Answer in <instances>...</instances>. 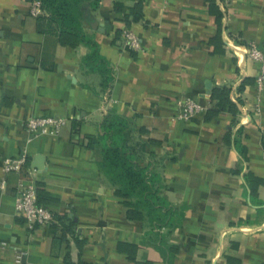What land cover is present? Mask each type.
I'll list each match as a JSON object with an SVG mask.
<instances>
[{
	"label": "crops",
	"instance_id": "crops-1",
	"mask_svg": "<svg viewBox=\"0 0 264 264\" xmlns=\"http://www.w3.org/2000/svg\"><path fill=\"white\" fill-rule=\"evenodd\" d=\"M113 3L87 12L93 57L63 43L29 0H0V181L3 158L28 153L0 188V264H264V85L241 50H264V0H142L129 23ZM126 29L143 50L125 44ZM225 87L233 105L217 112L213 93ZM186 99L205 109L184 121ZM110 111L131 121L160 160L168 200L184 209L167 238L178 249L170 263L144 221L129 219L89 145ZM40 115L69 122L28 141L25 121ZM22 179L34 181L51 224L16 213Z\"/></svg>",
	"mask_w": 264,
	"mask_h": 264
},
{
	"label": "trees",
	"instance_id": "trees-1",
	"mask_svg": "<svg viewBox=\"0 0 264 264\" xmlns=\"http://www.w3.org/2000/svg\"><path fill=\"white\" fill-rule=\"evenodd\" d=\"M33 0H29L31 2ZM47 16L54 21L65 44L84 43L97 54L94 40L84 27L87 12L100 6L101 0H37ZM133 2L126 5V2ZM117 12L129 9L125 15L140 20L142 0H114ZM101 62V65H103ZM107 70V69H106ZM241 84L239 91L244 89ZM213 96L218 100L216 111H223L233 105L231 88L216 89ZM264 153V135L261 140ZM90 147L104 176L115 195L127 206L129 219L141 220L147 225V236L165 255L167 262L175 257L177 247L168 242V237L181 224L184 209L172 204L165 193V184L159 170L160 160L144 150L145 144L135 132L130 120L110 111L99 125L97 135L90 138ZM38 194V192H37ZM38 203H40L38 198ZM42 205V204H41ZM166 232L162 233V230Z\"/></svg>",
	"mask_w": 264,
	"mask_h": 264
},
{
	"label": "built area",
	"instance_id": "built-area-1",
	"mask_svg": "<svg viewBox=\"0 0 264 264\" xmlns=\"http://www.w3.org/2000/svg\"><path fill=\"white\" fill-rule=\"evenodd\" d=\"M230 2L231 0H222ZM30 12L33 16L39 17L44 14L41 3L37 0L30 2ZM123 40L127 46L135 51L143 50L140 38L130 29L124 30ZM244 54L256 60L260 64V72L257 77V85L262 88L264 85V50L258 47L254 42L244 47ZM205 109L199 102L193 99H186L180 103V109L177 118L180 120H190L196 114ZM69 120L65 117H57L52 115L32 116L25 121V127L30 137L28 141L47 134H57L65 126ZM28 153L26 150L17 157L3 158V177L0 181V188H6V177L12 172H20L27 164ZM15 211L18 215L23 216L30 225L51 224L54 221V213L46 206L38 203L37 188L33 180L22 179L17 188L15 196ZM18 262L22 260V254L16 257Z\"/></svg>",
	"mask_w": 264,
	"mask_h": 264
}]
</instances>
